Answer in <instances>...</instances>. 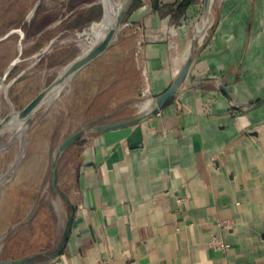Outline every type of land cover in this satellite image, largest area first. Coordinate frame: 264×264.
Segmentation results:
<instances>
[{"label": "crops", "instance_id": "crops-1", "mask_svg": "<svg viewBox=\"0 0 264 264\" xmlns=\"http://www.w3.org/2000/svg\"><path fill=\"white\" fill-rule=\"evenodd\" d=\"M193 1L133 0L124 27L146 33L152 95L191 47L193 63L157 112L75 143L69 241L26 264H264V0H220L204 35L193 29L198 47L186 44Z\"/></svg>", "mask_w": 264, "mask_h": 264}, {"label": "rangeland", "instance_id": "rangeland-1", "mask_svg": "<svg viewBox=\"0 0 264 264\" xmlns=\"http://www.w3.org/2000/svg\"><path fill=\"white\" fill-rule=\"evenodd\" d=\"M219 3L213 0L211 9L218 8ZM194 4H199L191 7L196 9L195 16L184 18L186 31L190 30L186 44L190 41V46L198 47L201 40L193 29L203 20L204 0ZM103 15L100 0H0V79L20 57L4 80L8 93H0V121L24 108L82 54L83 46L92 38L80 37L78 32ZM125 19L114 44L68 79L59 92L51 94L34 111L26 129L0 132V260L46 252L32 261L35 263L48 258L59 244L71 213L68 199L72 201L80 148V142H75L57 159L60 188L66 198L52 186L53 161L61 142L88 126L134 118L143 113L141 104L154 97L152 88L147 90L143 59L139 62L136 57L137 34L133 28L127 31ZM78 21L83 23L77 26ZM211 21L209 14L207 23ZM17 28L24 31L23 38L13 32ZM212 29L206 28V39ZM170 36L169 42L179 45V34ZM53 40L47 51L35 56ZM190 49L193 52L194 48ZM95 132L88 129L84 136Z\"/></svg>", "mask_w": 264, "mask_h": 264}, {"label": "water", "instance_id": "water-1", "mask_svg": "<svg viewBox=\"0 0 264 264\" xmlns=\"http://www.w3.org/2000/svg\"><path fill=\"white\" fill-rule=\"evenodd\" d=\"M212 2H213L212 0H204V10H203V19L204 20L205 19L207 20L209 17V10L212 7ZM132 3H133V0H124L121 8L119 10L115 26L107 32L106 36L102 40L97 42L94 46H92L85 54H81L77 58H75L67 66V68L63 74L59 75L51 84H49L47 87L42 89L24 108H22L20 111H17L18 119L24 120L25 126H28L32 122L34 111L51 94H53V92L58 87H60L64 82H66V80H68V79L72 78L74 75H76L79 71H81L84 67H86L91 62H93L95 59L100 57L104 52H106L114 44L117 33H118L119 29L121 28V26L124 22L125 16H126L128 10L130 9ZM102 5L104 8V12H105V6H104V4H102ZM35 9H36V7H35ZM35 9H33V11H35ZM60 22H62V20H60L58 23H60ZM55 40H53L50 43V45L47 47V49L52 45V43L55 42ZM47 49L45 51H47ZM42 53H43V51L39 52V55ZM21 54H22V50L20 51V55ZM19 59H20V57H18L10 65L9 71L17 63V61H19ZM192 63H193V52L190 49L189 54L185 59L184 65L181 68V70L179 71V74L177 75L173 84L159 97L152 98L153 99L152 107L148 110H145V111L142 110V112H143L142 114H140L134 118L124 120V121L101 124V125H98L95 127L88 126V127L82 128L78 131H75V132L69 134L59 145V147L56 151V158L53 161V168H54L53 177H52L53 188L55 190H57L61 196L68 198L66 196V193L60 188V181H59L60 173H59L58 162H57L58 160L57 159L68 148H70L75 142H77L80 138H82L84 136V133L88 129L89 130L90 129L95 130L96 132H107V131H112V130H118V129L126 128V127L132 126L134 124H137V123L141 122L143 119L147 118L148 116L154 114L159 109H161L167 103V101L170 98H172L174 95H176L179 92L180 87L183 85V83H184V81L188 75V72L190 70ZM8 72H7V74H8ZM220 88L224 93H226L231 98V95H230L228 89L226 88V86L223 83H220ZM262 101H264V99L260 100L259 102H256L255 105H258ZM10 117H11V115H8L3 120L0 121V132L3 129L5 122ZM0 195H1V192H0ZM68 202H69V205L71 208V213L68 216V218L64 224V228L62 231L61 240H60L59 244L57 245L56 248H54L48 254V257H55L58 254H60L64 250V248L66 247V245L69 241V237H70L74 217H75V214L77 211V207L69 199H68ZM44 255H46V252L42 251V252H39L37 254L28 255V256H24V257H20V258H16V259L0 260V264H26V263L32 262V261L44 256Z\"/></svg>", "mask_w": 264, "mask_h": 264}, {"label": "bare ground", "instance_id": "bare-ground-1", "mask_svg": "<svg viewBox=\"0 0 264 264\" xmlns=\"http://www.w3.org/2000/svg\"><path fill=\"white\" fill-rule=\"evenodd\" d=\"M100 2L102 4H104L105 6V12H104V16L102 17L101 20L99 21H93L89 28H86L83 32H78V35L80 37L82 36H86L88 38H92V41L90 44L88 45H84L83 46V52L82 54H85L92 46H94L97 42H99L100 40H102L107 32L113 28L115 26V23H116V19H117V16H118V13H119V10L122 6V3H123V0H118V1H115V0H100ZM210 12V10H209ZM202 23H203V26L202 27ZM202 23H198L196 25V34H202L204 35L205 33V25L208 24L207 23V20L203 19V22ZM205 24V25H204ZM13 32H18L21 37L23 38L25 36V33L24 31L21 29V28H17V29H14ZM201 35V40L203 39ZM88 42V41H87ZM47 48H45L43 50V52L46 50ZM20 51L22 50V44H20ZM39 53H37L35 56H38ZM16 60V59H15ZM12 64V63H11ZM67 67L63 68L61 70V72L59 73V75L63 74L65 72ZM10 69V66L6 69L4 75L1 77L0 79V93H3L5 96H7V93H8V86L5 84V78H6V75H7V72L9 71ZM67 81L64 82L60 87H58L54 92V93H57L59 92L66 84H67ZM152 104H153V100L152 98H148L145 102H143L141 104V109L143 111L145 110H148L152 107ZM27 126L24 125V120H19L18 119V116H17V112L13 111V113L11 114V117L5 122V125L2 129V131L6 132V131H10V132H13L17 129H19L20 131L21 130H24L26 129ZM57 207H59V205H57Z\"/></svg>", "mask_w": 264, "mask_h": 264}, {"label": "built area", "instance_id": "built-area-1", "mask_svg": "<svg viewBox=\"0 0 264 264\" xmlns=\"http://www.w3.org/2000/svg\"><path fill=\"white\" fill-rule=\"evenodd\" d=\"M134 31L137 34V49H136V57L138 59V61H141V57L142 54L144 52V44L146 42V33L144 30L140 29L139 27L134 26ZM171 33H174V35L177 34V28L175 26L171 27ZM142 63V67H143V74L145 75V79L147 81V90L150 91V89L152 88V82H151V77H150V71L149 68L147 66V64L144 63V61H141ZM179 71L177 72V74H179ZM155 98V97H152Z\"/></svg>", "mask_w": 264, "mask_h": 264}, {"label": "trees", "instance_id": "trees-1", "mask_svg": "<svg viewBox=\"0 0 264 264\" xmlns=\"http://www.w3.org/2000/svg\"><path fill=\"white\" fill-rule=\"evenodd\" d=\"M135 3H136V2H135ZM94 10H95V9H93L92 11H94ZM101 12H102L101 9H99L98 12H97V14L100 15ZM92 13H94V12H92ZM97 14H95V15L93 14L92 16H93V17H94V16H97ZM92 16H91L90 18H93ZM90 18H89V19L87 18V19L90 20ZM83 22H84V20H83ZM83 22H82V21H78V22H77V26H80ZM44 260H45V259H44Z\"/></svg>", "mask_w": 264, "mask_h": 264}]
</instances>
